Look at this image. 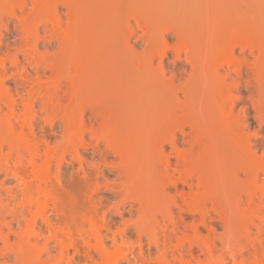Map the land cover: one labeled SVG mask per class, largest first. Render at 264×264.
Masks as SVG:
<instances>
[{"label":"bare ground","instance_id":"6f19581e","mask_svg":"<svg viewBox=\"0 0 264 264\" xmlns=\"http://www.w3.org/2000/svg\"><path fill=\"white\" fill-rule=\"evenodd\" d=\"M61 7L66 9L65 23ZM129 16L138 24L131 31L125 25H130ZM8 29L24 42V58L33 66L19 75L18 100L2 76L6 61L17 65L20 58L9 51L0 55V171L18 188H6V196L0 193V238L7 241L15 234L19 239L11 264H44V255L52 249L45 244L36 250L40 233H24L21 227L28 217L33 222L39 218V227L53 232V238L67 239L74 254L66 264H74L76 254L85 264H104L111 255L106 240L114 245L128 244L129 239L130 253L120 250V260L141 264L146 258L145 264H158L152 251L159 250V244L166 250L175 234L186 235V218L193 209L200 213L208 238L202 239L195 226L197 243L174 244L170 251L180 256L169 264H264V141L246 132L245 106L235 113L236 92H242L241 101L252 106L259 120L255 134L264 137V0H0V33ZM132 31H141L149 53L162 42L156 68L146 57L139 58L133 71L127 69V57L134 55ZM166 32L178 42L173 61L178 71L170 77L162 64ZM118 36L122 44L115 48L111 42ZM40 40L46 42L41 52ZM71 63L79 64L72 74L76 80L65 73ZM97 63L104 71H114L112 64L116 65L117 78L125 83L144 82L140 88H95ZM42 73L50 79L45 88L37 84ZM86 111L94 123L84 119ZM36 115L43 116L50 130L59 122L53 131L56 149L48 145L42 126L40 138H35ZM87 145L98 160L114 168L118 194L128 199L122 205H129L136 215L131 230L114 231V221L105 223V232L97 229L95 234L100 244L80 249L76 242L90 236V226L85 225L95 210L70 218L76 225L68 222L57 228L47 208L49 203L51 209L55 206L49 188L54 179L61 180L67 155L76 158L83 171L81 148ZM33 189L39 197H31ZM20 195L22 201L10 211V202ZM207 199L211 211L205 206ZM213 216L219 224L208 220ZM218 225L223 231L217 232ZM68 244H63L62 254ZM8 257L2 253L1 264H9ZM115 259L111 264L119 263Z\"/></svg>","mask_w":264,"mask_h":264},{"label":"rangeland","instance_id":"374dc122","mask_svg":"<svg viewBox=\"0 0 264 264\" xmlns=\"http://www.w3.org/2000/svg\"><path fill=\"white\" fill-rule=\"evenodd\" d=\"M29 9V8H27ZM61 12H62V19L64 21V23L66 22V14L65 11L66 9L64 7H61ZM27 11V10H26ZM126 17V16H125ZM129 16V23L125 24L128 28L129 31L132 30V28L130 27H138L137 21L135 18ZM127 23V19L123 18V23ZM12 30H6L4 31L3 34H1L2 40H1V52L0 55H5V53H7L8 51L11 54H17V56L20 58V62L17 65L12 64L10 61H6L5 67H4V74L2 76V78L4 79V83L6 86H8L9 88H12V91L16 94L18 100H20L21 98L19 97V90L18 88H20V86L17 84L18 80L20 79V74L23 72L24 68L27 69H31L33 66H30L27 64L26 60H25V54L24 52H22V50H28L25 47H23V43L20 40H17L16 38L12 37ZM43 33V31L41 32V34ZM130 34V44L134 47V55L130 56L128 55L127 60H126V67L129 71H133L134 69L137 68L138 64H140V59L139 58H148L152 60V69L156 68L159 64L160 61V56H159V52H157V50L160 48V46L162 45V42L159 41L157 43V47L158 49L149 53L146 49V43H144L142 41V38L140 37L141 31H139L138 33L132 31L129 33ZM166 55L163 57L162 60V64L164 66V68L166 69V77H170L172 72H177L178 71V67L173 65V61H174V48L176 47V37L174 36V34L172 32H166ZM106 41V40H105ZM108 41H110L108 39ZM108 41L106 43H108ZM46 42H43V40H40L39 44H38V49L39 51H43L46 48L45 45ZM115 48L119 47L122 44V37L118 36L116 38V40L114 42H111ZM22 47V49H21ZM178 47V46H177ZM25 48V49H23ZM52 48V47H49ZM24 53V54H22ZM24 55V56H23ZM42 55V54H39ZM139 60V61H138ZM178 65L180 64V61L177 60ZM79 64H74L71 63L70 65H68L67 70L65 71V73H68V75L70 76V79H74L76 80L77 76H73V71H75L76 73V69L78 67ZM77 66V67H76ZM102 64L101 63H97V65H94L95 69H96V74L94 76V80L96 82L95 88H122L126 87L128 88V86H130L129 88H140V85L144 82L143 79H140V81L136 84L135 81L133 82H128L125 83L122 81L121 77L117 78V72L116 69L118 68L116 65L112 64L113 70L114 71H104L102 68ZM41 69L44 70L42 64H41ZM75 69V70H74ZM232 70V68H231ZM48 75L43 74L41 75V79L38 81V85H40L39 87L41 88H45V86H47L50 83V79L47 78ZM142 80V81H141ZM61 81H64V79H62ZM136 84V85H135ZM175 84H178V80L175 81ZM133 85V86H131ZM62 88H67L66 84L63 83ZM142 87V86H141ZM235 88H237L235 86ZM233 88V89H235ZM244 88V83L242 84V86H240V88L238 87L237 89H241L238 92H241ZM236 91V90H235ZM22 94V93H21ZM236 103L237 106L235 108V113H238L240 111V109L245 108L246 111L248 112L247 116L245 117V120L243 121V124L246 125V132L249 133V135H251L252 138H257L260 141H264V137L261 136L262 134L259 133L255 134V130L258 126V118L256 117L255 114H253L252 110L250 109L252 106H248L246 104H244L241 100L243 97V93H237L236 92ZM238 99V100H237ZM194 111L199 114L198 112V104L197 102H194ZM244 104V105H243ZM38 104H36L35 109L38 111ZM20 108L22 109V105H20ZM248 109V110H247ZM251 111H250V110ZM239 110V111H238ZM22 112V110H21ZM36 118V139L40 138L41 135V130L40 127H43V133L45 136V139L48 140V145L50 147H55V142L58 139L56 134L53 131L58 130V120H55L56 125L53 127L52 130L49 129V125L48 123H46L44 121L43 116H35ZM84 119L89 123L90 121H92L90 114L88 111H86ZM94 123V122H93ZM90 126V125H88ZM262 126L264 128V122H262ZM208 128H206L207 130ZM188 130H190V128H188ZM47 136H49V138H47ZM189 136V135H188ZM187 136V137H188ZM57 144V143H56ZM183 144V142H182ZM99 146H103V143H100ZM57 148H59V146H57ZM103 148V147H102ZM45 147H43L41 150H44ZM56 149V147L54 148ZM82 150V155H83V160L85 159L86 161H84L83 164V171L80 169L79 167V162L76 158H72L71 155H67L66 160L64 161V166L61 170V180H59L58 182L54 179V176L56 174V169L53 167L52 171H51V176L54 179L52 182V185L49 188V192L50 195L52 196V199L55 201V206L53 207L54 209H56L55 212H52L51 209V203H49V207L47 208V214H50V217L53 218L54 221H57V225L56 227L58 228V226H62L68 222L72 223V217L77 219L82 218L85 213L88 214L89 211L92 212V210H95L96 213H93V217H92V221L91 222H87L86 223V227L90 226L89 229V237H80L77 242H76V246L80 247V246H89V247H94L99 243V236L95 235L96 234V230L99 229L102 231V233H104V225L105 223H109V222H115L112 226V230H116V231H129L132 229V219L135 218V210L132 208L131 211L130 206H124L122 205L123 202L127 201L128 199L123 198L122 196H120L118 193V189H116L117 187L120 186V184L116 183V180L118 179V177L115 175L114 172V168L110 167L108 163L103 162L102 160H98L96 155H93L92 153V148L87 146H84L81 148ZM166 152H170V147L166 146ZM42 153V151H41ZM261 153V150H258V154ZM12 161V160H11ZM85 166V167H84ZM30 171V168H29ZM26 172V171H25ZM170 172H174L173 169H170ZM28 176H30V179L33 178V173L28 172L27 170ZM25 173V174H27ZM175 176L178 177L179 173L174 172ZM6 177V176H5ZM4 173L0 171V181L3 180L4 178ZM7 178V179H6ZM6 183L4 187H0V193L3 196L5 195V190L8 187H11L12 189H17V185L16 182L12 180V178L6 177ZM119 180V179H118ZM123 180V179H120ZM197 182V180L195 181V183ZM16 186V187H15ZM178 186L180 187V183H178ZM14 187V188H13ZM15 189V190H16ZM116 189V190H115ZM14 190V191H15ZM185 190H188L187 187H185ZM194 190H196V187H194ZM19 196V195H18ZM40 195H38L36 189H33L31 191V197H39ZM87 197H91V199L88 201ZM22 201L21 199V195L20 197L14 199L12 202H10L9 204V209L10 211H12L16 206H18L20 204V202ZM206 203V208H208V210L212 209V203L210 202L209 199L205 200ZM122 205V206H121ZM37 206L38 204L36 203L35 207L33 208V211L37 210ZM121 206V208H120ZM119 207V208H118ZM119 211H118V210ZM178 211V209H177ZM177 213V212H176ZM175 213V214H176ZM84 214V215H83ZM189 216L186 218V221L188 223V227H189V231L185 234L182 233H178L172 236L171 238V243L172 244H167L166 245V250L162 249V245L163 244H159V250H155L152 251L151 253V257H153L155 260L158 259V264H169V263H173L175 262L178 258H179V254L178 253H173L170 250L172 249L171 247L174 246V244H178V243H186L185 245H187L189 242H196L197 243V239L196 234L194 233L193 229L195 226H198L201 230V235L200 237L202 239H206L208 238V230L205 226H203L202 222H201V216L200 213L198 212V210L193 209L190 212H188ZM10 219L12 216L9 215L8 216ZM56 217H58L59 219H57ZM71 218V219H70ZM37 220L34 222L30 220V218L28 217V219L24 220L22 223V228L24 233H32L31 231H36L38 233H40V235L37 237V239L35 240L36 242L34 244H37L36 246V250L40 251L41 249L44 248L45 244H49L50 246H52V249L50 251L49 254H45L44 256H46V262L44 264H66V260L68 256H72L74 254V250L72 249V247L70 246V244H68L66 241L67 239L64 238V236L59 235L58 238H53L52 234L53 232L48 231L47 229H42L41 227H39V225L41 224V220L39 218H36ZM75 220V221H76ZM209 221H211L213 224H219V220L217 218L210 217L208 219ZM80 221V220H78ZM77 222V221H76ZM74 224V221L73 223ZM79 224V223H78ZM77 224V226H78ZM76 225V224H74ZM33 227V229H32ZM72 227H75L72 225ZM161 224L158 225L157 230H158V235H161ZM14 229H17L16 225L14 224ZM6 231V228L3 227V231L2 234H4V232ZM223 231L221 227H219L218 225V229L217 232H221ZM239 232V231H238ZM240 233V232H239ZM239 235V236H238ZM237 237L240 239L242 238L240 234H238ZM186 237V238H185ZM195 238V239H194ZM89 239V241H87ZM132 239H134V237H132ZM191 239V240H190ZM128 244H124L121 241L118 242V244H111V242L109 240H106V244L109 246L110 251H111V255L108 258V260H106V262H103L104 264H111L112 260H114L115 258L119 259V263L118 264H130V262H126V261H122L120 259H122V256L120 255L121 252H119L120 250L126 251L128 253H130V249L131 246L129 245L130 242H132L131 239L128 240ZM63 244L67 245L66 248V254H62V249ZM87 244V245H86ZM90 244V245H88ZM19 245V239L18 237L14 234L10 237V239H8L7 241H5L4 239L0 238V264L2 263V258H1V254L5 253L6 255H8V259H7V263L11 264L14 263V258H13V254H14V250L18 247ZM137 244H133L132 246L135 247ZM170 247H169V246ZM196 245V244H193ZM143 248L145 249L148 245H147V238L144 237L143 239ZM81 249V247H80ZM166 254L165 256H163V254ZM219 251H217L216 254H218ZM122 254V253H121ZM67 255V256H66ZM130 255V254H129ZM201 258L202 255H200ZM120 257V258H119ZM146 257L148 258V256L146 255ZM75 261L74 264H85L81 259V255L76 254L75 255ZM116 260V259H115ZM133 260V259H132ZM121 261V262H120ZM144 261V260H143ZM76 262V263H75ZM145 262H146V258H145ZM145 262H141L145 264ZM140 264V263H139ZM157 264V262H156ZM231 264V263H229Z\"/></svg>","mask_w":264,"mask_h":264}]
</instances>
